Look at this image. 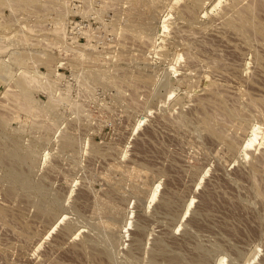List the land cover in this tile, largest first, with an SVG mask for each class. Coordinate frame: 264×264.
Listing matches in <instances>:
<instances>
[{
  "label": "rangeland",
  "instance_id": "rangeland-1",
  "mask_svg": "<svg viewBox=\"0 0 264 264\" xmlns=\"http://www.w3.org/2000/svg\"><path fill=\"white\" fill-rule=\"evenodd\" d=\"M16 1L0 0V195H6L8 191L12 195L2 196L3 199L0 196V210L4 213V216L0 215V264H264V164L259 158L263 151L260 146L264 144V38L257 37V32L253 34L255 37H251L249 32L250 40L221 21L220 11L229 9L233 0L205 1L202 11H198L201 13H198L200 18L194 22L195 26L190 25L183 11V17L179 16L186 0H161L165 4L157 1L164 6L155 0L156 8L151 0H102V3L101 0ZM150 9L155 18L151 17ZM258 9L254 10L256 20L264 23V9ZM135 12L141 13H137L140 17L144 13L149 15L150 35L154 39L147 37L149 33L145 32L149 31L142 26L148 18L138 16L140 19H136ZM132 17L138 21L133 22L135 19ZM165 18L170 25L164 32L161 27ZM128 22L132 28L138 25V30H131L136 35L129 31ZM139 24L147 35L139 33L142 32ZM244 25L247 27L246 23ZM25 26L27 29L33 27L27 30ZM181 26L184 27L183 32ZM50 27L51 30L55 27L54 32L48 29ZM104 27L109 31L105 33ZM198 29H201L200 35ZM46 33L52 35L51 39ZM87 34H93V37ZM177 34L183 36L180 38ZM44 39L48 43L43 42ZM117 40L120 44L116 43ZM139 42L144 45L140 46ZM137 46L140 47L138 50ZM132 49L133 53L130 52ZM218 57L221 58L218 60ZM214 58H217L216 62ZM27 69L29 72L24 77ZM36 70L39 71L36 73ZM89 72L100 78L92 80L96 78H92L95 76ZM180 72L192 76V80L184 78ZM19 73L23 74V78L20 75L22 81L29 74L39 77L37 80L30 76L26 79L29 85L31 81L39 80L37 84L33 82L34 86L31 84L32 88L36 87L35 92L30 91L34 101L29 95L26 96L28 99L22 98L24 103L31 100L32 111L37 108V112L26 111L25 108L21 113L22 107H17L21 101L18 96L25 95L26 91L23 83L14 88ZM102 74L106 77L101 79ZM165 74L169 83L164 78ZM120 78L123 81L134 79L127 83L130 85L137 81V84H133V88ZM42 79L45 83L40 86ZM44 79H49L48 83ZM110 79L114 83L108 84ZM211 79L217 81L218 91L215 88L217 94L209 96L205 85ZM123 83L129 91L121 86ZM111 84L118 88L120 85V89L124 87L126 94L121 93L122 89L110 87ZM167 85L172 96L166 91ZM7 88L10 100L5 97ZM12 94L14 96L10 97ZM16 96L19 103L11 99ZM51 97L57 101L60 97L62 102L54 100L53 105L48 100ZM63 98H70L72 107L71 101ZM250 98L254 103L255 99L263 100V104L258 100L256 104L252 101L248 104ZM47 100L50 106L44 105ZM8 102L17 108L9 106ZM57 103L64 107H58ZM253 104L261 105L260 110H256L258 106ZM42 108L48 114L52 110L64 112L61 111L59 117V113H55L58 118L52 117L54 121L51 116V119L46 118L48 116ZM205 109L212 114L214 127L219 124L215 114L219 119L233 121L232 124L229 122L231 125L237 124L238 129L235 126L232 129L229 124L230 131L226 133L229 136L231 133L234 140L239 138L238 141L230 145L218 137L205 124ZM218 113L222 116L219 117ZM7 118L9 125L6 124ZM47 119L54 121L51 122L54 124L52 127L51 123L47 124ZM33 123L39 125L33 128ZM23 124L28 127L31 124L30 129L26 130L27 126H24L25 130L24 127L21 129ZM45 124L51 128L50 131L46 130ZM255 124L257 128L253 129ZM240 128L245 134L241 132L242 136L238 137ZM231 130L238 135L232 134ZM68 132L73 135L71 148L63 146L64 139L61 138ZM253 132L256 133L252 138L249 135ZM254 159L259 161L255 163ZM20 181L26 182L27 187L25 184L23 187Z\"/></svg>",
  "mask_w": 264,
  "mask_h": 264
},
{
  "label": "bare ground",
  "instance_id": "bare-ground-1",
  "mask_svg": "<svg viewBox=\"0 0 264 264\" xmlns=\"http://www.w3.org/2000/svg\"><path fill=\"white\" fill-rule=\"evenodd\" d=\"M1 1H2V0H1ZM15 1H16V0H15ZM24 1H27V0H24ZM28 1H29V0H28ZM36 1H37V0H35V2H36ZM58 1H59V0H58ZM60 1H62V0H60ZM88 1H89V0H88ZM99 1H100V0H99ZM103 1H104V0H103ZM103 1L101 0V3H102ZM105 1H106V0H105ZM107 1H108V0H107ZM119 1H120V0H119ZM121 1H123V0H121ZM129 1H130V0H129ZM132 1H133V0H132ZM135 1H136V0H135ZM140 1H141V0H140ZM143 1H144V0H142V2H143ZM149 1H150V0H149ZM154 1H155V0H153V1L151 0V3L153 2V5H155V8H156V7H157V4H154V3L157 2L158 0H156L155 2H154ZM159 1H160V2H163V3L165 4L164 1H161V0H159ZM167 1H168V0H167ZM175 1L177 2V0H174V2H175ZM186 1H187L186 4L184 3V4H185L184 7L182 6V8L180 9L179 16H180L181 12L183 11V12H184L183 15H185V16L187 17L186 19H188V21L190 22V25L195 26V25H194V22H195L197 19L200 18V17L198 16V13H201V12H198V11H199V9L201 10L202 7L205 6V4H206L205 1L208 2V0H186ZM6 2H7V1H6ZM20 2H21V0H20ZM20 2H19V4H21ZM83 2H84V1H83ZM85 2L88 4L87 1H85ZM91 2H92V1H91ZM126 2H127V1H126ZM0 3H1V2H0ZM2 3H3V2H2ZM16 3H17V1H16ZM16 3H15V5H16ZM58 3H60V2H58ZM106 3H108V2H106ZM110 3H111V1H110ZM114 3H116V1H115ZM114 3H113V5H114ZM117 3H118V2H117ZM144 3H146V2H144ZM147 3H148V1H147ZM157 3H158V2H157ZM170 3H171V2H170ZM172 3H173V2H172ZM204 3H205V4H204ZM17 4H18V3H17ZM23 4H24V2H23ZM27 4H28V3H27ZM29 4H30V3H29ZM61 4H62V2H61ZM97 4H98V3H97ZM108 4H109V3H108ZM119 4H120V3H119ZM142 4H143V3H142ZM158 4L161 5L162 3H158ZM202 4H203V5H202ZM208 4L210 5V3H208ZM228 4H229V3H228ZM59 5H60V4H59ZM81 5H82V3H81ZM84 5H85V4H84ZM137 5H138V3H137ZM139 5H140L141 8L143 9V6L141 5V2H140ZM144 5H145V4H144ZM147 5H148V4H147ZM147 5H146V6H147ZM162 5H163V4H162ZM162 5H161V6H162ZM17 6H18V5H17ZM26 6H27V5H26ZM26 6L24 7V9L26 8ZM49 6H50V5H49ZM71 6H72V5H71ZM73 6H74V5H73ZM99 6H100V4H99ZM99 6H98V8H100ZM110 6L112 7V5H110ZM114 6H116V5H114ZM114 6H113V7H114ZM119 6H120V5H119ZM119 6H118V7H119ZM125 6H126V5H125ZM128 6H129V5H128ZM134 6H135V5H134ZM163 6H164V5H163ZM201 6H202V7H201ZM211 6H212V5H211ZM13 7H14V6H13ZM22 7H23V6H22ZM29 7H30V6H29ZM42 7H44V5H43ZM83 7L85 8V7H88V6H83ZM83 7H82V8H83ZM90 7H91V6H90ZM92 7H93V6H92ZM105 7H106V6H105ZM105 7H104V8H105ZM120 7H123V6H120ZM130 7H132V5H131ZM169 7L172 8L173 6H172V5H171V6L169 5ZM208 7H210V6H208ZM225 7H226V6H225ZM15 8H16V7H15ZM19 8H20V7H19ZM31 8H32V7H31ZM45 8H47V7H45ZM52 8H53V7H52ZM57 8H58V7H57ZM60 8H61L60 10H62V7H61V6H60ZM114 8H117V7H114ZM133 8H134V7H133ZM150 8H151V7H150ZM152 8H153V7H152ZM256 8H257V9L259 8L258 10L264 9V0H249L248 2H245V0H233V2L230 3V5H229V9L224 8L223 11H220V12H222L221 14H220L219 12H218V13L220 14L219 16H220L221 21L224 20L226 24L224 23V21H222V22H223L226 26H227V25H230L229 27H230V28H233V29H232L233 31H236V30H237L238 32H241L242 35H244V36H248V38H249V32H251V33H250V34H251V35H250L251 37H253V36L255 35L254 33L257 32V33H259V35H257V37H258V36H262V37L264 38V23H263L262 21H260L259 19L256 20V16L254 15V10H256ZM260 8H261V9H260ZM28 9H29V8H28ZM28 9H27V10H28ZM40 9H41V11L43 10L41 7H40ZM91 9H92V8H90V10H91ZM102 9H103V8H101V10H102ZM106 9H107V8H106ZM106 9H105V10H106ZM117 9H118V8H117ZM123 9H124V8H123ZM123 9H122V11H123ZM126 9H127V8H126ZM139 9H140V8H139ZM142 9H141V10H142ZM144 9H145V7H144ZM144 9H143V10H144ZM153 9H154V8H153ZM205 9H209V8H205ZM31 10H32V9H31ZM38 10H39V9H38ZM38 10H37V11H38ZM46 10H47V9H46ZM55 10H56V9H54V12H55ZM60 10H59V11H60ZM67 10H68V9H67ZM67 10H66V11H67ZM72 10H73V9H72ZM83 10H84V9H83ZM85 10H86V9H85ZM85 10H84V11H85ZM90 10H89V11H90ZM92 10H93V9H92ZM92 10H91L90 12H92ZM95 10H96V9H95ZM97 10H98V9H97ZM99 10H100V9H99ZM108 10H109V8H108ZM118 10H119V9H118ZM131 10H132V9H131ZM136 10H138V9H136ZM147 10H149V9H147ZM150 10H151V9H150ZM156 10H157V9H156ZM203 10H204V9H203ZM29 11H30V10H29ZM44 11H45V10H44ZM57 11H58V10H57ZM62 11H63V10H62ZM86 11H88V9H87ZM86 11H85V12H86ZM89 11H88V12H89ZM114 11H115V10H114ZM125 11H126V10H125ZM134 11H135V10H134ZM134 11L132 10V12H134ZM145 11H146V10H145ZM151 11H152V15H151L149 12H148V13H149V14L151 15V17L153 18V17H154V16H153V10H151ZM201 11H202V10H201ZM27 12H28V11H27ZM34 12H35V11H34ZM88 12H87V13H88ZM96 12H97V11H96ZM155 12H156V11L154 10V14H155ZM204 12H205V11H203V13H204ZM260 12H263V10L260 11ZM48 13H49V12H48ZM48 13H47V15H48ZM100 13H102V12H100ZM103 13H104V12H103ZM103 13H102V14H103ZM107 13H108V11H107ZM126 13H127V12H126ZM137 13H139V12H135V14L137 15V18H136V19H138V18L140 17L139 15L141 14V13H139V15H138ZM142 13H143V12H142ZM146 13H147V11H146ZM148 13H147V14H148ZM205 13H207V12H205ZM205 13H204V14H205ZM25 14L28 16V14H27L26 12H25ZM32 14H34V13L32 12ZM54 14H55V13H54ZM61 14H63V13L61 12ZM61 14H60V15H61ZM64 14H65V13H64ZM111 14H112V13H111ZM113 14H114V13H113ZM127 14H128V13H127ZM131 14H132V13H131ZM47 15H45V16H47ZM84 15H85V14H84ZM132 15H133V14H132ZM145 15H146V14L144 13V15L142 14L141 17L144 16V17L147 19V18L149 17V15H147L148 17L145 16ZM167 15H168V13H167ZM181 15H182V14H181ZM183 15H182V17H183ZM27 16H26V17H27ZM33 16H34V15H33ZM43 16H44V15H43ZM61 16H62V15H61ZM106 16H107V15H106ZM118 16H119V15H118ZM120 16H121V15H120ZM120 16H119V17H120ZM122 16H123V15H122ZM124 16H126V14H125ZM124 16H123V18H124ZM130 16H131V15H130ZM133 16H134V15H133ZM138 16H139V17H138ZM51 17H52V16H51ZM59 17H60V16H59ZM134 17H135V16H134ZM134 17H132V19H133ZM141 17H140V18H141ZM167 17H168V16H167ZM180 17H181V16H180ZM33 18H34V17H33ZM61 18H62V17H61ZM63 18H64V17H63ZM100 18H101V17H100ZM116 18H117V17H116ZM140 18H139V19H140ZM145 18H144V20H146ZM149 18H150V17H149ZM149 18H148L146 21H144V22L140 20V22H143V23H144V24L142 25L143 27H145L144 30L146 29V31H149V32H145V33H149V35L143 33L144 31H143V28H141L140 24H139V26H140V29H142V32H139V31H138L140 34L142 33L143 36H144V35H147V37L151 36V35H150V29H152V28H151L152 26H151V24H150V20H149ZM154 18H155V17H154ZM184 18H185V17H184ZM28 19H29V17H28ZM28 19H27V20H28ZM126 19H127V18H126ZM128 19H129V18H128ZM134 19H135V18H134ZM136 19H135L133 22L138 21V20H136ZM167 19H168V18H165L164 22L162 23L163 25H162V27H161V29H162V28L164 29V32H165L166 27H168V26L170 25V24L167 25ZM182 19H183V18H182ZM33 20H34V19H33ZM142 20H143V19H142ZM152 20H153V19H152ZM184 20H185V19H184ZM29 21H30V20H29ZM55 21H56V20H55ZM55 21H54V22H55ZM60 21H61V20H60ZM112 21H113V20H112ZM116 21H117V20H116ZM126 21H127V20H126ZM128 21H130V19H129ZM153 21H154V20H153ZM153 21H151V22L153 23ZM185 21H187V20H185ZM188 21H187V22H188ZM197 21H198V20H197ZM197 21H196V23H197ZM52 22H53V21H52ZM123 22H124V20H123ZM24 23H25V22H24ZM30 23H31V22H30ZM50 23H51V22H50ZM57 23H58V22H57ZM115 23H116V22H115ZM126 23H127V22H126ZM126 23H125V24H126ZM137 23H138V22H137ZM196 23H195V24H196ZM244 23L247 24V25H246L247 27H244V26H245ZM28 24H29V23H28ZM32 24H34V23H32ZM54 24H56V23H54ZM64 24H65V23H64ZM112 24L114 25V23H112ZM129 24H130V28H131L129 31H131V30L134 31L133 28H134L135 30H138V28H139L138 25L136 26V28L138 27V28L136 29L135 26H133V28H132V27H131L132 24L128 22V25H129ZM135 24H136V23H135ZM29 25H30V24H29ZM65 25H66V24H65ZM65 25H64V26H65ZM102 25H103V24H102ZM133 25H134V24H133ZM187 25H188V24H187ZM33 26H34V25H33ZM33 26H32V27H33ZM59 26H60V24H59ZM79 26H80V25H79ZM109 26H111V24H110ZM126 26H127V24H126ZM153 26H155V25H153ZM25 27H26L25 29H27V26H25ZM32 27H31V28H32ZM34 27H35V26H34ZM55 27H56V26H55ZM55 27H54V28H55ZM57 27H58V26H57ZM122 27H123V26H122ZM127 27H129V26H127ZM127 27H126V28H127ZM187 27H189V26H187ZM205 27H206V26H205ZM205 27H204V28H205ZM31 28H30V29L28 28V29L31 30ZM54 28L52 29L53 32H54ZM59 28H60V27H59ZM59 28H58V29H59ZM80 28H81V27H80ZM87 28H89V27H87ZM102 28H103V27H102ZM102 28H101V29H102ZM105 28H107V27H104V29H105ZM118 28H119V27H118ZM168 28H169V27H168ZM178 28H179V27H177L176 29L178 30ZM180 28H181V30H182V28L184 29L183 26H181ZM185 28H186V26H185ZM192 28H193V27H191V29H192ZM242 28H244V29H242ZM250 28H251V29H250ZM28 29H27V30H28ZM48 29L51 30V27L48 28ZM70 29H72V28H70ZM114 29H115V28H114ZM114 29H113V30H114ZM127 29H129V28H127ZM148 29H149V30H148ZM153 29H154V27H153ZM188 29H190V28H188ZM234 29H235V30H234ZM252 29H253V30H252ZM52 30H51V31H52ZM62 30H63V29L61 28V31H62ZM84 30H85V29H84ZM106 30H107V29H105V33H106ZM110 30H111V28H110ZM113 30H112V31H113ZM116 30H117V27H116ZM116 30H114V31H116ZM119 30H120V29H119ZM122 30H123V28H122ZM122 30H121V31H122ZM181 30H178V31H181ZM194 30H195V29H194ZM196 30H197V29H196ZM196 30H195V31H196ZM198 30H199V29H198ZM202 30H205V29H202ZM249 30H250V31H249ZM251 30L253 31V33H252ZM24 31H25V30H24ZM46 31H47V29H46ZM59 31H60V30H59ZM103 31H104V30H103ZM107 31H109V30H107ZM117 31H118V30H117ZM132 31H131V32H132ZM140 31H141V30H140ZM162 31H163V30H162ZM175 31H176V30H175ZM183 31H184V30H182V32H183ZM191 31H192V30H191ZM200 31H201V29L199 30V33H198L199 35H200ZM237 31H236V32H237ZM254 31H255V32H254ZM29 32H30V31H29ZM48 32H50V31H48ZM55 32H56V30H55ZM57 32H58V31H57ZM87 32H88V30H87ZM101 32H102V31H101ZM123 32H125V31L123 30ZM126 32H127V31H126ZM151 32H152V31H151ZM192 32H194V31H192ZM51 33H52V32H50V34H51ZM63 33H64V32H63ZM76 33H77V32H76ZM84 33H85V32H84ZM109 33H110V32H109ZM119 33H120V32H119ZM132 33H133V32H132ZM134 33H135V32H134ZM134 33H133V34H134ZM139 33H138V34H139ZM177 33H178V32H177ZM180 33H181V32H180ZM196 33H197V32H196ZM204 33H205V32H204ZM257 33H256V34H257ZM40 34H41V33H40ZM46 34H48V35H47V36H48V39H49V38L51 39L50 36H52V35H50L49 33H46ZM54 34H55V33H54ZM99 34H100V33H98V35H99ZM107 34H108V33H107ZM117 34H118V33H117ZM152 34H153V33H152ZM181 34H182V33H181ZM201 34H202V33H201ZM206 34H207V33H206ZM253 34H254V35H253ZM65 35H66V34H65ZM77 35H78V34H77ZM87 35H88V34H87ZM91 35H92V37H93V34H91ZM91 35H88V36H91ZM100 35H101V34H100ZM124 35H125V34H124ZM126 35H127V33H126ZM129 35H130V33H129ZM131 35H132V34H131ZM131 35H130V36H131ZM135 35H136V33H135ZM135 35H134V36H135ZM177 35H179V34H177ZM195 35H197V34H195ZM252 35H253V36H252ZM15 36H16V35H15ZM17 36H18V35H17ZM42 36H43V35H42ZM55 36H56V35H55ZM55 36H53V37H55ZM61 36H62V34H61ZM67 36H68V35H67ZM73 36H75V35H73ZM73 36H72V37H73ZM88 36H87V37H88ZM102 36H104V34H103ZM115 36H116V34H115ZM122 36H123V35H122ZM122 36H121V37H122ZM134 36H133V37H134ZM138 36H139V35H138ZM140 36H141V35H140ZM180 36L182 37L183 35H179L178 37H180ZM187 36H188V35H187ZM197 36H198V35H197ZM197 36H196V37H197ZM18 37H19V36H18ZM59 37H60V36H59ZM75 37H76V36H75ZM92 37H91V38H92ZM125 37H126V36H124L123 38H125ZM141 37H142V36H141ZM141 37H140V38H141ZM145 37H146V36H145ZM181 37H180V38H181ZM185 37H186V36H185ZM190 37H191V36H190ZM201 37H202V36H201ZM203 37H204V35H203ZM208 37H209V36H208ZM254 37H255V36H254ZM39 38H41V37H39ZM46 38H47V37H46ZM61 38H62V37H61ZM63 38H64V37H63ZM63 38H62V40H63ZM76 38H77V37H76ZM94 38L96 39V37H94ZM98 38H99V37H98ZM102 38H103V37H102ZM128 38H129V37H128ZM128 38H127V39H128ZM140 38H138V39H140ZM142 38H143V37H142ZM149 38H150V37H149ZM149 38H147V39H149ZM151 38H153V37L151 36ZM183 38H184V37H183ZM186 38H187V37H186ZM199 38H200V37H199ZM205 38H207V37H205ZM211 38H212V37H211ZM41 39H42V38H41ZM52 39H53V38H52ZM56 39H57V37H56ZM92 39H93V38H92ZM138 39H137V40H138ZM144 39H145V38H144ZM153 39H154V38H153ZM187 39H188V38H187ZM187 39H186V40H187ZM194 39H196V38H194ZM197 39H198V38H197ZM202 39H203V38H202ZM249 39H250V38H249ZM258 39H259V38H258ZM261 39H262V38H261ZM62 40H60L59 42H62ZM101 40H102V39H101ZM131 40H133V39H131ZM145 40H146V39H145ZM150 40H151V41H154V40H152V39H150ZM150 40H149V41H150ZM182 40H183V39H182ZM184 40H185V38H184ZM189 40H190V39H189ZM191 40H192V39H191ZM200 40H201V39H200ZM205 40H206V39H205ZM250 40H251V39H250ZM252 40H253V38H252ZM262 40H263V39H262ZM42 41H43V40H42ZM45 41H46V40L44 39L43 42H45ZM51 41H52V40H51ZM63 41H64V40H63ZM85 41H86V40H85ZM88 41H89V39H88ZM97 41H98V40H97ZM114 41H115V40H114ZM138 41H140V40H138ZM138 41H137L136 44H138ZM141 41H142V39H141ZM146 41H147V40H146ZM155 41H156V40H155ZM155 41H154V42H155ZM187 41H188V40H187ZM194 41H195V40H194ZM197 41H198V40H197ZM202 41H203V40H202ZM207 41H208V40H207ZM248 41H249V40H248ZM46 42L48 43V41H46ZM49 42H50V41H49ZM55 42L57 43V41H55ZM55 42H54V44H55ZM68 42L70 43L71 41H68ZM68 42H67V43H68ZM74 42H75V41H74ZM101 42H103V41H101ZM112 42H113V41H112ZM112 42H111V43H112ZM120 42H121V41H120ZM124 42H125V40H124ZM128 42H129V40H128ZM147 42H148V41H147ZM190 42H191V41H190ZM205 42H206V41H205ZM245 42H246V40H245ZM62 43H63V42H62ZM64 43H66V42H64ZM87 43H88V42H87ZM107 43L110 44V42H107ZM116 43H119L118 40H117ZM139 43L141 44V42H139ZM142 43H143V41H142ZM144 43H146V42H144ZM192 43H193V41H192ZM192 43H191V44H192ZM198 43H200V42H198ZM208 43H211V42H208ZM51 44H52V43L50 42V45H51ZM54 44H53V45H54ZM90 44H91V43H90ZM90 44H89V46H91ZM104 44H105V43H104ZM113 44H114V42H113ZM119 44H120V43H119ZM127 44H130V43H127ZM133 44H135V43H132V45H133ZM148 44H149V43H148ZM148 44H145V45L148 47ZM186 44H187V43H186ZM191 44H190V47H191ZM202 44H203V43H202ZM251 44H252V43H251ZM0 45H1V44H0ZM56 45H57V44H56ZM56 45H54V46H56ZM60 45H61V43H60ZM67 45H69V44H66V46H67ZM75 45L77 46L78 44H75ZM82 45H84V44H82ZM95 45H96V44H95ZM105 45H106V44H105ZM111 45H112V44H111ZM125 45H126V44H125ZM143 45H144V44H143ZM143 45L141 44L140 46H143ZM149 45H150V44H149ZM151 45H152V42H151ZM192 45H193V44H192ZM203 45H204V44H203ZM46 46H48V45H46ZM46 46H45V47H46ZM61 46H62V45H61ZM63 46H65V45L63 44ZM69 46H70V45H69ZM71 46H72V45H71ZM71 46H70V47H71ZM113 46H115V44H114ZM123 46H124V44H123ZM134 46H135V45H134ZM134 46H133L132 48H133V49H136V47L134 48ZM197 46H198V45H197ZM207 46H208V44H207ZM0 47H1V46H0ZM2 47H3V49H4V46H3V45H2ZM50 47H52V45H51ZM72 47H73V46H72ZM72 47H71V48H72ZM79 47H80V46H79ZM94 47H95V46H94ZM94 47H93V48H94ZM119 47H121V45H120ZM126 47H127V45H126ZM129 47H130V46H129ZM190 47H189V48H190ZM210 47H214V46L211 45ZM216 47H217V46H216ZM6 48H7V47H6ZM47 48H49V47H47ZM63 48H64V47H63ZM67 48H68V47H67ZM80 48H81V47H80ZM82 48H84V47H82ZM109 48H110V47H109ZM112 48H113V47H112ZM112 48H110V49H112ZM130 48H131V47H130ZM138 48H140V47L137 46V50H138ZM199 48H200V46H199ZM199 48H198V49H199ZM208 48H209V47H208ZM217 48H218V47H217ZM89 49H90V48H89ZM126 49H127V48H126ZM133 49L130 50V52L134 51ZM168 49H169V48H168ZM203 49H204V48H203ZM205 49H206V47H205ZM213 49H214V48H212L211 50H213ZM4 50H5V49H4ZM73 50H75V49L73 48ZM76 50H77V48H76ZM79 50H80V49H79ZM79 50H78V51H79ZM85 50H86V49H85ZM100 50H101V49H100ZM107 50H108V49H107ZM112 50H113V49H112ZM112 50H111V51H112ZM190 50H191V48H190ZM201 50H202V49H201ZM201 50H200V51H201ZM216 50H217V49H216ZM219 50H220V49H219ZM49 51H50V50H49ZM52 51H53V50H52ZM80 51H82V50H80ZM87 51H88V50H87ZM87 51H86V53H87ZM96 51H97V50H96ZM139 51H140V50H139ZM139 51H135V52H136V53H137V52L140 53ZM172 51H173V50H172ZM175 51L177 52V50H175ZM214 51H215V50H213V52H214ZM15 52H16V51H15ZM15 52H14V53H15ZM47 52H48V50H47ZM57 52H58V50H57ZM83 52H84V50H83ZM89 52H92V50H91V51L89 50ZM101 52H102V51H101ZM135 52H134V53H135ZM141 52L143 53L142 50H141ZM185 52H186V51H185ZM185 52H184V53H185ZM204 52H207V50L204 51ZM213 52H212V53H213ZM215 52H216V51H215ZM20 53H21V52H20ZM78 53H79V52H78ZM80 53H81V52H80ZM84 53H85V52H84ZM98 53H99V52H98ZM132 53H133V52H132ZM178 53H179V51H178ZM178 53H177V54H178ZM216 53H217V52H216ZM216 53H215V54H216ZM17 54H18V52H17ZM17 54H16V56H17ZM23 54H24V53H23ZM50 54H51V53H50ZM82 54H83V53H82ZM89 54H90V53H89ZM91 54H92V53H91ZM94 54H96V52H94ZM140 54H141V53H140ZM166 54H167V53H166ZM177 54H175V55H177ZM186 54H187V53H186ZM215 54H214V55H215ZM14 55H15V54H14ZM20 55H21V54H20ZM51 55H53V54H51ZM54 55H55V54H54ZM86 55H87V54H85V56H86ZM97 55H98V54H97ZM97 55H96V56H97ZM102 55H103V57H104V54H102ZM123 55L125 56V54H123ZM136 55H137V54H136ZM141 55H143V54H141ZM144 55H145V54H144ZM144 55H143V56H144ZM182 55L184 56V54H182ZM216 55H217V54H216ZM18 56H19V55H18ZM25 56H26V55H25ZM80 56H81V55H80ZM88 56H90V55H88ZM93 56L95 57V55H93ZM178 56H179V55H178ZM258 56H259V55H258ZM20 57L22 58V56H20ZM23 57H24V55H23ZM27 57H28V56H27ZM45 57H47V56H45ZM45 57H44V58H45ZM97 57L99 58V55H98ZM97 57H96V58H97ZM100 57H101V56H100ZM146 57H147V56H145V58H146ZM212 57H214V56H212ZM24 58H25V57H24ZM24 58H23V60H24ZM81 58H82V57H80V59H81ZM83 58H84V57H83ZM89 58L91 59V57H89ZM135 58H137V57H135ZM135 58H134V59H135ZM177 58H178V57H177ZM220 58H221V57H220ZM220 58L218 57V60H219ZM262 58H263V57H262ZM46 59H47V58H46ZM78 59H79V58H78ZM90 59H89V60H90ZM92 59H94V58H92ZM99 59H100V58H99ZM143 59H144V58H143ZM175 59H176V58H175ZM179 59H180V58H179ZM214 59H215V58H214ZM214 59H212V60H214ZM216 59H217V58H216ZM216 59L214 60L215 62H216ZM19 60H20V59H19ZM38 60H39V59H38ZM52 60H53V59H52ZM81 60H82V59H81ZM87 60H88V59H87ZM89 60H88V61H89ZM107 60H108V59H107ZM132 60H133V59H132ZM146 60H147V59H146ZM221 60H222V59H221ZM3 61H4V60H3ZM42 61H43V60H42ZM91 61H92V60H91ZM93 61H94V60H93ZM100 61H104V59H103V60H100ZM133 61H134V60H133ZM178 61H179V60H178ZM20 62H21V61H20ZM23 62H26V61L24 60ZM45 62H46V61H45ZM49 62H50V61H49ZM181 62H182V61H181ZM215 62H214V63H215ZM218 62L220 63V61H218ZM218 62H217V63H218ZM260 62H261V61H260ZM1 63H2V62H1ZM5 63H6V62H5ZM46 63H47V62H46ZM50 63H51V62H50ZM217 63H216V64H217ZM179 64H180V62H179ZM216 64H215V65H216ZM7 65H8V64H7ZM9 65H10V64H9ZM47 65H48V63H47ZM23 66H24V64H23ZM26 66H27V65H26ZM44 66H45V65H44ZM48 66H49V65H48ZM11 67H13V66H11ZM27 67H28V66H27ZM50 67H51V65H50ZM21 68H22V67H21ZM220 68H222V67H220ZM9 69L11 70L12 68L9 67ZM13 69H15V68H13ZM49 69H50V68H49ZM182 69H183V68H182ZM188 69H190V68H188ZM23 70H24V69H23ZM23 70H22V72H23V74H24L25 71H23ZM31 70H32V69H31ZM176 70H177V69H176ZM180 70H181V69H180ZM184 70H185V69H184ZM186 70H187V69H186ZM186 70H185V71H186ZM220 70H221V69H220ZM6 71H7V70H6ZM27 71L29 72L28 69L26 70V72H27ZM38 71H39V70H36V73H37ZM169 71H170V70H169ZM172 71H173V70H172ZM178 71H179V70H178ZM14 72H16V71H14ZM26 72H25L26 75H24V77L27 76V74H28V72H27V73H26ZM9 73H10V72H9ZM11 73H12V72H11ZM47 73H48V72H47ZM89 73H90V72H89ZM91 73H93V72H91ZM91 73H90V74H91ZM168 73H169V72H168ZM177 73H179V72H177ZM181 73H183V72H180V74H181ZM184 73H185V72H184ZM184 73H183V76L185 75ZM2 74H3V73H2ZM21 74H22V73H21ZM21 74L19 73V77H18V76L16 77V78H18L17 81L12 80V81L15 82L14 85L17 83V84L14 86V88H15L17 85H18V86H19V85L21 86V84L23 83V84L28 85V88L26 87V85L24 86L23 84H22V85H23L22 87H23V88L25 87L26 91H29V92H26V91H25V93H24L25 95H21V94H20L22 97H20V95H19V96L17 95V96L21 99V101H22V102L20 101V103H19V99H17V96H16V98L12 97L11 99H13V100L15 99L16 103H19V104L21 105V106H20V105L18 104V106H17V107H22V109H20V110H21V113H22V110H25V108H26V111H27V110H29V111L31 110V112L34 113L33 111L36 110L35 112H37V108H36L35 110L32 111L33 106L30 105V104H32V102L30 103V101H31V100L34 101V100H33L34 98H32L33 96H32V97L30 96V91H31V93H32V91L35 92L34 89H35L36 87H35V88H32V86H34V84L37 82V81H36L37 78H39V77L36 78L35 76H37V75H36L35 73H33V74H35V76L32 74L33 77H31L30 74H29V76H30L31 78H34V77H35V79H36L35 81H33L34 84H33V82L31 81V84H32V86H31V84H30V85L28 84L29 82H28V83L26 82V79H27L29 76H28L27 78H24L25 80L22 81L21 78H23V76H22L23 74H22V75H21ZM90 74H89L88 77H90L91 75H94V74H91V75H90ZM17 75H18V74H17ZM20 75H21L22 77H21ZM38 75H39V74H38ZM46 75H47V74H46V72H45L44 76H46ZM99 75H101V74H99ZM39 76L42 77L43 75H42V76L39 75ZM62 76H63V75H62ZM94 76H95V75H94ZM96 76H97V75H96ZM96 76H95V77L92 76V78H96ZM111 76H112V75H111ZM167 76H168V75L165 74L164 78H165V80L167 81V83H169L168 80L166 79V78H168ZM183 76H182V77H183ZM20 77H21V78H20ZM59 77H60V76H59ZM63 77H64V76H63ZM103 77H106V76H103V74H102L101 79H102ZM113 77H116V75L113 76ZM113 77H111V78H113ZM185 77H188V76L185 75L184 78H185ZM191 77H192V76H191ZM191 77H188V78H191ZM16 78H15V79H16ZM31 78H30V79H31ZM45 78H46V77H45ZM98 78H100V76H99ZM98 78H96V79H92V80H97ZM117 78H118V77H117ZM117 78H116V79H117ZM121 78H122V77H121ZM121 78H120V80H122ZM123 78H124V77H123ZM149 78H150V76H149ZM184 78H183V79H184ZM192 78H193V77H192ZM192 78H191V80H192ZM19 79L21 80V81H20V84H18V83H19ZM30 79H29V81H30ZM40 79H41V78H40ZM57 79H58V78H57ZM60 79H61V78H60ZM88 79H89V78H88ZM106 79H107V78H106ZM106 79H105V80H106ZM116 79H115V80H116ZM137 79H139V78H137ZM33 80H34V79H33ZM44 80L47 82V80H49V79H44ZM58 80H59V79H58ZM58 80H57V81H58ZM61 80H62V79H61ZM105 80H104V81H105ZM133 80H134V79H133ZM133 80H127V81H133ZM135 80H136V79H135ZM144 80H145V79H144ZM147 80L149 81V79H147ZM162 80L164 81L163 78H162ZM211 80H212V79H211ZM27 81H28V80H27ZM51 81H52V80H51ZM51 81H49V82H51ZM89 81H91V80H89ZM98 81H100L101 83L103 82V81L100 80V79H99ZM122 81H123V80H122ZM127 81H126V79H125L123 82L129 85V83H127ZM138 81H139V80H138ZM141 81H142V79H141ZM163 81H162V82H163ZM4 82H5V81H4ZM7 82H8V81H7ZM42 82H43V79L41 80V84H40V86H41L42 84L45 83V82H43V83H42ZM65 82H66V81H65ZM87 82H88V81H87ZM87 82H86V83H87ZM110 82H111V79H110L109 83H108V82H107V83L110 84ZM112 82L114 83V81H112ZM112 82H111V83H112ZM120 82H121V81H120ZM120 82H119V80H118V83H120ZM135 82H137V81H134V83L130 84L131 87L133 86V84H135V85L137 84V83H135ZM143 82H144V81H143ZM145 82H147V81H145ZM164 82H165V81H164ZM164 82L162 83V86H163ZM191 82H192V81H191ZM216 82H217V81H216ZM216 82L212 80V81H210V82L208 83V85H205L206 90L208 91V95H209V94H210V95H216V94H217V91H218V85H217ZM37 83H39V80H38ZM37 83H36V84H37ZM47 83H48V82H47ZM55 83H56V82H55ZM83 83H85V80H84ZM90 83H91V82H90ZM107 83L105 82V84H107ZM124 83H123L121 86H124V85H125ZM130 83H131V82H130ZM10 84H11V83H10ZM10 84H9V86H10ZM103 84H104V83H103ZM115 84H116V81H115ZM115 84H114V85H115ZM67 85H68V87H69V84H67ZM84 85H85V84H84ZM87 85H88V84H87ZM114 85L112 86V84H111L110 87H111V86H112V87H115L116 90H117V89H119V90L122 89L121 93L123 92L124 94H126L127 91L125 92V90H123V88H124L125 86L122 87V88L120 89V85H118L119 88L116 87V85H115V86H114ZM130 85H129V86H130ZM171 85H172V84H170V86H171ZM216 85H217V87H215ZM3 86H5V85H3ZM18 86H17V87H18ZM30 86H31L32 89H30ZM35 86H36V85H35ZM40 86H39V87H40ZM45 86H46V85H45ZM51 86H53V85H51ZM51 86H49V87H51ZM85 86H86V85H85ZM108 86H109V85H108ZM167 86H169V85H167ZM167 86H164V88H165V87L167 88ZM170 86H169V88H167V89L165 88L166 91H167L168 89H170ZM219 86H222V85H219ZM7 87H8V86H7ZM22 87H21V88H22ZM39 87H38V85H37V88H39ZM47 87H48V86H47ZM53 87H54L53 89H55V88H56V85L54 84ZM64 87H65V85H64ZM88 87L90 88V85H89ZM88 87H87V88H88ZM126 87H127V85H126ZM126 87H125V88H126ZM66 88H67V87H66ZM69 88H70V87H69ZM133 88H135V86H133ZM203 88H204V87H203ZM215 88H217V91H216ZM10 89H11V88H10ZM15 89H16V88H15ZM15 89H14V90H15ZM18 89H19V88H17V90H18ZM28 89H30V90H28ZM47 89H48V88H47ZM67 89H68V88H67ZM113 89H114V88H113ZM126 89L128 90V88H126ZM129 89H131V88H129ZM222 89H223V88H222ZM20 90H21V89H20ZM23 90H24V89H22V91H23ZM38 90H39V89H38ZM41 90H43V89H41ZM114 90H115V89H114ZM135 90H136V89H135ZM135 90H134V91H135ZM206 90H205V92H207ZM219 90H220V89H219ZM7 91H8V93H9V89H8V88H7V90H5L4 92L6 93ZM10 91H11V90H10ZM22 91H19V92L22 93ZM36 91H37V90H36ZM43 91H44V90H43ZM46 91H47V90H45L44 92H46ZM50 91H52V89H51ZM55 91H56V90H55ZM128 91H129V90H128ZM131 91H132V90H131ZM169 91H170V90H169ZM203 91H204V89H203ZM220 91H221V90H220ZM224 91H225V89H224ZM224 91H223V92H224ZM11 92H12V91H11ZM11 92H10V93H11ZM53 92H54V91H53ZM119 92H120V91H119ZM119 92H118V93H119ZM215 92H216V93H215ZM226 92L228 93V91H226ZM14 93L16 94V91H14ZM14 93H13V94H14ZM26 93H28V94H26ZM167 93H168V91H167ZM170 93H171V92H170ZM170 93H168V94L171 95L172 93H171V94H170ZM13 94L10 95V97L15 95V94H14V95H13ZM17 94H19L18 91H17ZM22 94H23V93H22ZM51 94H52V92H51ZM116 94H117V93H116ZM128 94H129V93H128ZM4 95H5V94H4ZM6 95H7V93H6ZM27 95H29L30 98H32V99L29 100V103H27V100H25L26 102L24 103V101H23L24 99L22 100V98H26ZM52 95H53V94H52ZM52 95H51V96H52ZM120 95H121V94H120ZM136 95H137V94H136ZM210 95H209V96H210ZM29 96H28L26 99H28ZM48 96H49V95H48ZM117 96H118V94H117ZM123 96H125V95H123ZM123 96H119V97H123ZM129 96H131V94H129ZM167 96H168V95H167ZM167 96H166V97H167ZM171 96H172V95H171ZM171 96H170V97H171ZM206 96H207V95H206ZM5 97L8 98V95L5 96ZM67 97H68V95H67ZM46 98H47V97H46ZM52 98H53V97H51V99H48V100L51 101V103L54 102V100H56V99H54V98H53V100H52ZM130 98H132V97H130ZM168 98H169V96H168ZM2 99H3V98H2ZM8 99H9V98H8ZM57 99H58V98H57ZM59 99H61V98L59 97ZM59 99H58V101H57V100H56V101L59 102V103L62 102L61 100L59 101ZM66 99H67V100H68V99L70 100V98H65V99L63 98V100H66ZM252 99H253V98H250L248 104H250V101L253 102L254 99H253V100H252ZM9 100H10V99H9ZM37 100H38V99H37ZM48 100L45 102L46 104H44V105L49 104V103H48ZM132 100H133V98H132ZM256 100H258V99H255V103L253 102L254 104H256ZM259 100H260V99H259ZM259 100H258V103L260 104V102H262L261 104H263V100L261 99L262 101H260V102H259ZM5 101H7V100H5ZM11 101H12V100H11ZM15 101H14V104H15ZM40 101H41V100H40ZM50 101H49V102H50ZM70 101H71V102H70ZM70 101H66V102H70V103H71V106H70V107H72V103H73V102H72V100H70ZM137 101H138V99H137V100L135 99V102H137ZM35 102H36V100H35ZM35 102H33V104H34ZM135 102H133V103L135 104ZM138 102H139V101H138ZM252 102H251V103H252ZM8 103H9V102H8ZM37 103H38V102H37ZM51 103H50V104H51ZM70 103H69V104H70ZM6 104H7V102H6ZM10 104H11V102H10L8 105L10 106ZM35 104H36V103H35ZM50 104H49V106H50ZM52 104L54 105L55 103H52ZM64 104H65V101H64ZM76 104H77V103H76ZM254 104H253V105H254ZM36 105H37V104H36ZM38 105H39V104H38ZM56 105H58V103H57ZM137 105H138V104H137ZM11 106H12V104H11ZM31 106H32V107H31ZM41 106H42V105H41ZM47 106H48V105H47ZM73 106H74V105H73ZM75 106H76V105H75ZM77 106H78V105H77ZM254 106H255V105H254ZM256 106H258V105H256ZM256 106H255V107H256ZM259 106L261 107V105H259ZM259 106L256 107V110H257V108H258V110H260V109H259V108H260ZM12 107H13V106H12ZM14 107L17 108L16 106H14ZM14 107H13V108H14ZM36 107H37V106H36ZM39 107H40V106H38V108H39ZM42 107H43V106H42ZM58 107H61V104H60V106L58 105ZM58 107L55 106V108H56L55 110H58ZM62 107H64V106H62ZM62 107H61V108H62ZM78 107H79V106H78ZM78 107H77V110L79 109ZM251 107H252V105H251ZM255 107H253V110H255V109H254ZM13 108H12V109H13ZM23 108H24V109H23ZM44 108H46V107H44ZM44 108H42V109H44ZM242 108H243V107H242ZM248 108H250V106H249ZM18 109H19V108H18ZM33 109H34V108H33ZM39 109H41V108H39ZM46 109H49V107L46 108ZM50 109H52V107H50ZM244 109H245V108H244ZM250 109H252V108H250ZM16 110H17V109H16ZM20 110H19V111H20ZM55 110H52V112L54 111V112H53V113H54V116H52V112L49 113V114H50V115H49L48 112H46L47 110L45 111V109H44V111H45L46 114H47V115H46V114H45V115L48 116V117H46V118H50L49 116H51V118L53 117L54 119H56V118H58V117L60 116V114H62V112H64V110H61L62 112L60 111V113H59L58 111L55 112ZM80 110H82V109H80ZM80 110H79V111H80ZM237 110H238V109H237ZM246 110H248V109H246ZM38 111H40V110H38ZM50 111H51V110H49V112H50ZM248 111H249V110H248ZM9 112H10V111H9ZM31 112H30V113H31ZM42 112H43V110H42ZM57 112L59 113V114H58V117H57V115L55 116V113H57ZM249 112H250V111H249ZM255 112L258 113L259 111H255ZM1 113H2V112H1ZM16 113H17V112H16ZM16 113H15V114H16ZM23 113H25V112H23ZM32 113H31V114H32ZM40 113H41V112H40ZM43 113H44V112H43ZM215 113H217V112H215ZM215 113H214V114H215ZM245 113H246V112H245ZM245 113H244V114H245ZM3 114H4V113H3ZM5 114H7V113H5ZM9 114H11V113H9ZM25 114H26V113H25ZM27 114H28V112H27ZM31 114H29L30 117H31ZM36 114L39 115V113H36ZM41 114H42V113H41ZM232 114H233V113H232ZM250 114H251V113H250ZM259 114H260V112H259ZM33 115H34V114H32V116H33ZM45 115H44V116H45ZM218 115H219V113H218ZM234 115H235V113H234ZM5 116H6V115H5ZM35 116H37V115H35ZM35 116H34V117H35ZM221 116H222V115L220 114L219 117H221ZM237 116H239V115H237ZM7 117H8V115H7ZM24 117H25V115H24ZM28 117H29V116H28ZM37 117H38V116H37ZM37 117H36V120H37ZM42 117H43V116H41V118H42ZM55 117H56V118H55ZM2 118H3V116H2ZM4 118H5V117H4ZM17 118H18V114H17ZM26 118H27V116H26ZM32 118H33V117H32ZM39 118H40V117H39ZM51 118H50V119H51ZM53 118H52V119H53ZM203 118H204L205 124H206L207 126H210L211 129L213 130V132H214L218 137H220V138L223 139V140L228 141V142H227L228 144L233 145V143H235L234 141H238L239 138L237 139V138L235 137V135H238V134L235 133V131H232V130H231L232 134H233V132L235 133V135H234L235 140H234V138L232 139V137H231V133H230V136L228 135V133H229V131H230V130H228V129L230 128V125L233 123V121H228V122H227V119H225V120H224V118H223V119H219L218 116H217V114H215V115H214V118H217V120L219 121V124H218L216 127H214L213 124H212V118H213V116H212V114H211L210 112H208L206 109L204 110V117H203ZM9 119H10V118H9ZM14 119H15V118H14ZM21 119H22V118H21ZM34 119H35V118H34ZM54 119H53V120H54ZM142 119H144V118H142ZM1 120H2V119H1V117H0V122H1ZM5 120H6V122H7V123L5 122L6 124H8V122H10V121L8 120V118L5 119ZM19 120H20V119H19ZM24 120H25V118H24ZM38 120H39V119H38ZM44 120H45V118H44ZM44 120H43V121H44ZM47 120H48V121H46V122H47V124L49 123L48 125H50L51 122L54 123V121H55V120H54V121H53V120L50 121L49 119H47ZM56 120H57V119H56ZM144 120H145V119H144ZM229 120H230V119H229ZM20 121H21V120H20ZM22 121H23V119H22ZM22 121H21V124L24 123V121H23V122H22ZM26 121L30 123V121L33 122V119L31 120V118H30V121H29L28 119H26ZM34 121H35V120H34ZM140 121H141V119H140ZM27 122H26V123H27ZM226 122H227V124H226ZM229 122H230L231 124H230ZM236 122H238V121H236ZM239 122H240V121H239ZM2 123H3V122H2ZM5 123H3V124H5ZM35 123H37V121H36ZM43 123H44V122H43ZM55 123H56V122H55ZM234 123H235V122H234ZM51 124H52V123H51ZM229 124H230V125H229ZM241 124H242V123H241ZM8 125H9V124H8ZM29 125L31 126V124H29ZM33 125H34V123H33ZM33 125H32V127L34 128L35 126L37 127V125H39V124H36V125H34V126H33ZM53 125H54V124H52L51 127H52ZM55 125H56V124H55ZM227 125H229L228 128H227ZM236 125H237V124H233V125H231V128L233 129L234 126L237 128ZM238 125H239V124H238ZM242 125H243V124H242ZM242 125H241V126H242ZM256 125H257V124H255V127H252V128H253V129H254V128H257ZM24 126H25V124H23V126H21V129H23ZM26 126H27V125H26ZM26 126H25V127H26ZM30 126H29V127L27 126L28 128H27L26 130L30 129ZM232 126H233V127H232ZM243 126H244V125H243ZM253 126H254V125H253ZM25 127H24V130H25ZM32 127H31V128H32ZM36 127H35V128H36ZM45 127H46V124H45ZM45 127H44V128H45ZM137 127H138V126H137ZM41 128H43V127H41ZM46 128H47V127H46ZM236 128H235V129H236ZM238 128H239V127H238ZM238 128H237V129H238ZM243 128H244V127H243ZM243 128H242V129H241V128L239 129V130H240V132H239L240 136L238 135V137H241V136H242V133H241V132H244V129L246 128V126H245L244 129H243ZM48 129H49V127H48L46 130H48ZM50 129H51V128H50ZM50 129H49V131H50ZM52 130H54V129H52ZM227 130H228V133H226ZM239 130H237V132H238ZM242 130H243V131H242ZM254 131H255V130H254ZM51 132H52V131H51ZM250 132H251V129H250ZM68 133H69V132H68ZM255 133H256V132H255ZM255 133L253 132V133H251V135H249L250 133L247 134V135H249L250 137L253 138V134H255ZM69 134H70V133H69ZM69 134H67V135H69ZM244 134H245V132H244ZM62 135H63V134H62ZM65 135H66V133H65ZM67 135H66L65 137H64V136H63V137L61 136V138L64 139V140H63L64 142L62 141L63 146H64V145H65V147H66V146H67V147H69V146H73V143H74V141H73V135H72V134H70L69 136H67ZM71 135H72V137H71ZM256 135H257V134H256ZM256 135H255V137H256ZM228 136H229V137H228ZM230 137H231V138H230ZM244 137H245V136H244ZM245 138H246V137H245ZM236 139H237V140H236ZM243 139H244V138H243ZM249 140H250V138L248 137L247 142H248ZM243 142H244V143H247V142H245V141H243ZM262 142H263V141H262ZM237 143H238V142H236V144H237ZM253 143H254V142H253ZM242 144H243V143H242ZM248 144H249V142H248ZM262 144H263V143H262ZM244 146H245V144H244ZM251 146H252V145H251ZM245 147H246V146H245ZM248 147H249V146H248ZM69 148H71V147H69ZM72 148H73V147H72ZM260 148H263V149H261V150H263V151L260 150L261 153H262V155L259 156V158L261 157V158H260V161L262 160V162H263V164H264V144H263V147L260 146ZM62 149H63V147H62ZM64 149H65V148H64ZM64 149H63V150H64ZM247 149H248V148H247ZM257 150H258V149H257ZM251 151H252V150H251ZM260 151H259V152H260ZM259 152H258V154H259ZM0 153H1V152H0ZM9 154L11 155L12 153L9 152ZM258 154H257L256 156H258ZM254 158H255V157H254ZM254 160H255V163H256L257 159H254ZM258 161H259V159H258ZM258 161H257V162H258ZM260 163H261V162H259V164H260ZM263 164H262V165H263ZM253 168H254V167H253ZM255 168H256V167H255ZM263 168H264V167H263ZM256 169H257V168H256ZM259 170H260V169H259ZM259 170H258V171H259ZM262 170H264V169H262ZM254 171L256 172V170H254ZM255 172H254V173H255ZM20 183H21V184L23 183V187H24V184H25V186L27 187V183H26V182L24 183V182L20 181ZM21 184H20V185H21ZM17 185H18V184H17ZM20 185H19V186H20ZM10 187H12V186H10ZM17 187H18V186H17ZM23 187H22V188H23ZM22 190H23V189H22ZM4 192H6V191H4ZM9 193H10V191H8V194H7V192H6V195L12 196V195H10ZM3 194H4V193H3ZM6 195H0V196H1V199H3V197L5 198ZM2 196H3V197H2ZM193 197H194V196H193ZM19 206H20V205H19ZM187 210H188V209H187ZM2 212H3V211L0 210V215H1V216H4V213H2ZM0 219H1V218H0ZM135 232H136V231H135ZM139 234H140V233H139ZM134 237H135V239H136L137 236H134ZM138 238H139V237H138ZM138 238H137V239H138ZM135 239L133 240V242H135ZM137 239H136V240H137ZM155 239H156V238H155ZM138 240H139V239H138ZM149 240H150V239H149ZM156 240H157V239H156ZM136 242H137V241H136ZM139 242H140V241H139ZM156 242H158V241H156ZM41 243H42V242H41ZM148 243H149V242H148ZM159 243H160V242H159ZM134 244H135V243H134ZM156 244H157V243H156ZM39 245H40V244H39ZM39 245H38V246H39ZM160 245H162V243H160ZM157 247H158V244H157ZM159 247H160V246H159ZM161 248H162V247H161ZM153 249H155V247H154ZM158 249H159V248H158ZM160 250H161V249H160ZM35 251H36V249H35ZM155 251H156V250H155ZM33 253H34V252H33ZM35 253H37V252H35Z\"/></svg>",
  "mask_w": 264,
  "mask_h": 264
}]
</instances>
